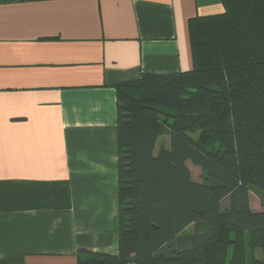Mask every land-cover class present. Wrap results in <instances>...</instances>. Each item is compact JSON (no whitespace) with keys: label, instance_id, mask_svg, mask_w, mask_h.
<instances>
[{"label":"crops","instance_id":"obj_1","mask_svg":"<svg viewBox=\"0 0 264 264\" xmlns=\"http://www.w3.org/2000/svg\"><path fill=\"white\" fill-rule=\"evenodd\" d=\"M223 10L0 0V264L119 253L117 85L192 69L189 20Z\"/></svg>","mask_w":264,"mask_h":264},{"label":"trees","instance_id":"obj_2","mask_svg":"<svg viewBox=\"0 0 264 264\" xmlns=\"http://www.w3.org/2000/svg\"><path fill=\"white\" fill-rule=\"evenodd\" d=\"M220 2L189 20L192 69L117 85L119 253L78 264H264V0Z\"/></svg>","mask_w":264,"mask_h":264},{"label":"rangeland","instance_id":"obj_3","mask_svg":"<svg viewBox=\"0 0 264 264\" xmlns=\"http://www.w3.org/2000/svg\"><path fill=\"white\" fill-rule=\"evenodd\" d=\"M162 144H165L167 147L169 146V138L168 136H161L159 140L157 141L156 145V150L157 151ZM190 169L192 171V175L195 179L197 180H203L204 179V174L201 170L200 167L192 164L191 162L189 163ZM250 200H251V206L254 210H263L264 209V191L253 187L250 192ZM229 202V199L226 198L223 201V206L225 207ZM193 228V225L186 229V233H189ZM248 252H250V248L247 247ZM235 251V247L231 246L228 251V258L230 259Z\"/></svg>","mask_w":264,"mask_h":264}]
</instances>
